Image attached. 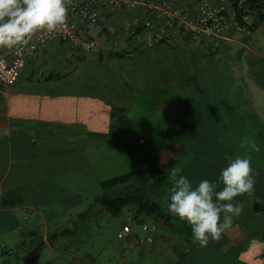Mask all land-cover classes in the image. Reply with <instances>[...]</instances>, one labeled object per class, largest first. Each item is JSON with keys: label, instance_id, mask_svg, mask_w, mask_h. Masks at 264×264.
I'll return each instance as SVG.
<instances>
[{"label": "crops", "instance_id": "obj_1", "mask_svg": "<svg viewBox=\"0 0 264 264\" xmlns=\"http://www.w3.org/2000/svg\"><path fill=\"white\" fill-rule=\"evenodd\" d=\"M137 16L144 18L146 11L138 7L112 13L109 23L120 37L98 53L83 54L60 40L49 41L43 51L27 57L13 85L0 88V232L19 230L21 219L30 210L45 220V211L34 208L31 199L42 195L37 190L41 183L47 188L65 187L51 180L61 167L67 174L85 169L92 172L102 159L127 161L148 155L154 160L150 167L164 169L170 176L179 169L178 174L195 185L219 176L227 163L225 154L248 155L257 176L255 189L235 198L242 202L243 210L219 240L210 238L201 247L182 239L184 232L155 221L152 215L140 218L155 223L152 243L161 238L162 248L168 247L166 261L155 264H264V210L257 212L252 207L253 202L264 205V149L254 143V125L264 126V27L255 26L248 35L231 30L217 40L218 47L232 48L236 42L244 45L257 74L245 87V101L241 100L244 92L233 84L209 79L177 81L173 72L158 70L157 60L149 66L138 61L188 42L144 44L123 28L122 22ZM120 40L125 41L122 47H118ZM205 41L211 49L213 40ZM10 51L0 47L3 56ZM121 52L128 54L114 55ZM33 174L46 177L33 179ZM168 183H173L171 178ZM157 192L163 198L170 195L161 188ZM123 224L133 229L139 226L133 214ZM56 229L55 235L59 234ZM165 230L180 239H164ZM47 236L46 230L37 243L30 240L26 245L25 241L27 250L42 243V250L62 251ZM15 246L9 247L11 253ZM75 264L96 263L84 259Z\"/></svg>", "mask_w": 264, "mask_h": 264}, {"label": "rangeland", "instance_id": "obj_2", "mask_svg": "<svg viewBox=\"0 0 264 264\" xmlns=\"http://www.w3.org/2000/svg\"><path fill=\"white\" fill-rule=\"evenodd\" d=\"M104 40V35L97 36ZM244 42V39H242ZM241 41V40H240ZM176 45L166 49L164 53L151 54L139 57L138 61L153 64L157 60L158 70L170 71L176 75L177 81L199 82L202 79L212 80L216 84H233L244 93L241 100H247L245 87L253 82L254 70L250 67L249 59L246 58L244 45L234 43L232 48L219 46L211 52L207 41L190 42ZM242 42V41H241ZM246 42V41H245ZM125 41H119L118 47H122ZM144 65V64H143ZM257 147L264 149V126L254 125ZM255 146V145H254ZM256 147V149H258ZM120 158L109 157L97 162L94 171L81 170L77 174L65 173V168H58L59 173L53 174L51 180L61 183L64 188H47L46 183L37 187L38 195L32 196L31 202L34 208L43 209L46 213L45 220L37 214L36 210H30L25 219L20 221V229L10 233L0 232V264H24L29 251L25 241L38 242L40 235L47 230V239L50 244L59 247L62 251H52L43 247L39 259L34 264H75L87 260L96 264H124L134 263H161L168 256L162 248L163 240L159 238L150 247L143 244L129 246L126 238L118 236V230L122 227V221L131 216L137 209L136 205L130 204L122 207L117 215L112 214L96 202V197L104 192L111 193L120 187L103 189L99 183L107 178L136 170L141 166L154 165L148 155H136L127 161ZM134 166L131 167V163ZM40 175V176H39ZM32 176L33 179L46 177L45 174ZM52 175V174H51ZM172 184L166 183L161 187L165 195L169 192ZM123 186V185H122ZM158 190V188H157ZM70 192V193H69ZM73 194V196H72ZM162 200V209L166 210L169 202L168 196H159ZM87 210L84 218L76 219L77 215ZM52 211L56 213H52ZM76 219V220H75ZM151 221V220H149ZM129 223L134 221L129 220ZM57 227L59 234H54ZM70 229L72 232H66ZM65 231V232H64ZM64 232V233H63ZM164 239L169 237L180 239L175 232L164 231ZM17 244L10 252V246ZM173 241L171 242V245ZM178 243V242H177ZM181 244L183 242L181 241ZM4 245V246H3ZM163 249V251H161ZM169 252V251H168Z\"/></svg>", "mask_w": 264, "mask_h": 264}, {"label": "built area", "instance_id": "obj_3", "mask_svg": "<svg viewBox=\"0 0 264 264\" xmlns=\"http://www.w3.org/2000/svg\"><path fill=\"white\" fill-rule=\"evenodd\" d=\"M138 7L146 16L132 17L122 24L130 36L146 45L213 40L211 48L216 50L217 40L228 31L248 35L253 27H264V0H69L64 25L52 33L38 31L27 43L11 47L9 56L0 54V88L13 85L27 57L43 51L51 40H60L83 54L106 49L120 37L119 30L109 23L110 15ZM138 225L133 229L123 224L118 232L119 237L128 239L130 247L154 241L155 223Z\"/></svg>", "mask_w": 264, "mask_h": 264}, {"label": "clouds", "instance_id": "obj_4", "mask_svg": "<svg viewBox=\"0 0 264 264\" xmlns=\"http://www.w3.org/2000/svg\"><path fill=\"white\" fill-rule=\"evenodd\" d=\"M69 0H0V47L27 43L38 31L52 33L65 24ZM226 166L215 180L202 179L193 184L179 169L171 174L167 208L171 215L186 221L194 242L201 247L210 238L219 240L243 210L236 201L255 189L256 173L248 155L225 154ZM223 184L222 188L218 187Z\"/></svg>", "mask_w": 264, "mask_h": 264}, {"label": "trees", "instance_id": "obj_5", "mask_svg": "<svg viewBox=\"0 0 264 264\" xmlns=\"http://www.w3.org/2000/svg\"><path fill=\"white\" fill-rule=\"evenodd\" d=\"M127 54L128 52H121L114 55L125 56ZM170 178L171 176L166 170L157 167L128 171L100 181L99 185L103 189L120 188L111 193L104 192L101 196L96 197V202L115 215H118L122 207L126 205H136L137 209L133 213V219L137 224L145 223L144 218H140L141 216L152 215L155 221L174 228L178 233L184 232L185 236L181 235L182 239L191 241L193 240L191 226L178 216L171 215L168 209H162V200L159 198L157 188L163 187ZM252 207L257 212L264 210V205L258 202H253ZM86 214L87 210L81 213L80 217L84 218ZM65 231L72 232L68 229ZM42 246L43 244L40 243L31 250L24 264H33L38 259Z\"/></svg>", "mask_w": 264, "mask_h": 264}]
</instances>
